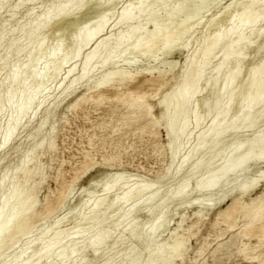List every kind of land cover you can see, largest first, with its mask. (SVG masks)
Returning <instances> with one entry per match:
<instances>
[{"label": "rangeland", "instance_id": "1", "mask_svg": "<svg viewBox=\"0 0 264 264\" xmlns=\"http://www.w3.org/2000/svg\"><path fill=\"white\" fill-rule=\"evenodd\" d=\"M69 1L71 0H0V103H2V105L0 104V110L3 109L0 112V143L3 142L0 147L4 145L2 147L3 149L0 148V264H19L24 261L22 257L32 256L35 250H38L42 244L44 245V243H47V239L49 241V238H51L55 231L73 228L79 223L80 217L85 212L91 210L94 212L95 209L92 208L94 206L93 202L100 197H102L103 200L101 199V205L96 207V209L99 208L96 212H100L98 214L100 222L87 224L82 222V225H80L82 229L80 226L78 228L82 232L80 231L79 233L72 234L70 241L65 240V242H67L65 244L61 242L62 246H59L62 250H60V247L56 248L52 252L53 255L51 254L47 258H41L42 260L38 259L40 262L36 259L35 261H37L38 264H257L260 259H255V261L244 260L237 252L243 241L238 233L240 229L245 226L249 215L244 216L243 212H240L233 222L235 227H229L228 223L225 222L223 218L219 219L218 215L222 210L228 208L235 199L248 202V200L251 201V199L264 193V96L256 101L255 106L252 105L253 108L251 106V108L243 107L245 98L248 95L247 92H249L247 88L251 84L249 82L251 68H254L255 65L264 60V17L256 18L255 15H250L248 17L246 23L249 24V28H243H245V34L248 35L247 39L250 37L249 40H251V42L247 40L246 42H248V44L242 46L244 50V52L243 50L241 51L243 53L240 55L242 58L239 56L236 59L227 61L220 73L217 71L216 73L213 70L218 64H222V62H220L222 61V54L225 51L227 52L228 50L226 49H229L232 44H234V36L228 39L229 42L232 40L230 44H228V41V43L225 41L223 44L221 43V45L218 44L219 46L217 45L215 49L212 50L209 56V63L207 64L208 68L205 67L202 72L203 77L201 75L200 80L198 79L196 82V86H198V88L201 86L203 92L198 98L194 99L193 102L191 101L188 111V116L189 118L191 117L190 123L193 121L194 115L198 112L197 115L202 117V119L200 117L201 124L197 129H193V125H190L191 128L189 127L184 132L185 136L182 135L181 137H177L175 133L178 129L179 120L184 112L175 108L173 111V107L167 111L164 105L158 103L159 100L163 99L165 95L166 101L174 105V100H172L174 99L173 91L179 87L186 78L185 74L188 67H190V61L195 60V62H197V60H202V51L204 46L209 43L211 35L216 32L219 27L221 30L227 28V25H229V16L237 12L239 8L241 9L242 6L246 4V0H159L161 2L158 0H149V3L150 1L153 2L151 4L147 2V5H151V8L154 7V9L152 10L150 8V10L148 8L145 10L144 12L148 15H145L144 12L141 13L142 15H139L140 10H138V4H136L137 0H108V3L107 0H72L75 7L72 11L75 12H71L70 16H68L69 14H67L66 9L68 5L72 3ZM248 1H250H246L248 4L252 5L255 3L258 6L264 7V0H254L255 2L252 1L253 3L251 0ZM67 2H69L68 5ZM81 2L86 4L79 7L78 4ZM58 3L61 8H55V5L57 6ZM237 3L241 5H237ZM237 6H239V8ZM128 7H132V9L137 7L135 8L136 10L133 9L132 11L134 14L137 13V15H139V17L137 16L130 22L124 21L123 19V12L125 15L128 14L125 13L124 8L127 9L126 12L130 13L131 8L129 9ZM175 7L177 9H174ZM55 9L62 10H57V13ZM78 9L81 11L79 12ZM55 11L57 14L54 13ZM65 11L66 14H64ZM109 11L110 13H108ZM151 11L154 14H152ZM62 13L64 16H62ZM79 13L81 15H79ZM73 14H75V17H73ZM84 14L86 15L85 18H83V16H85ZM104 14L106 15L105 17L108 16L105 19L102 17ZM97 16L99 20H97ZM59 17H64V19ZM80 17L83 19H80ZM74 18H76L77 22ZM100 18L104 21L103 24H101L102 21H100ZM65 19L72 21H65ZM106 19L109 21L107 22L108 24L105 23ZM257 19L262 20L258 22L257 26H252L251 24H255V20ZM62 21L65 23L62 24L63 26H61L60 23ZM99 21L101 23H99ZM86 23L89 24V27L86 26ZM95 23L96 26L98 23L101 24L100 28H98L99 25L96 28ZM245 24L244 26H247V24ZM102 25H105V28H102ZM134 26L139 27L135 28ZM251 26L252 30L255 27V33L253 31L251 34ZM77 27H79L80 31H78L80 33L76 31V29H78ZM241 28L239 30L243 33V28ZM86 29L88 33V29L92 31V35H89L91 32L87 34L91 37L86 36ZM168 29L170 30L168 31ZM93 30L98 31V37L93 34L95 32H93ZM133 30L137 31L133 32ZM172 30L178 32L175 35L176 37L173 35L174 32ZM72 32L74 34L78 32L79 34L73 35ZM154 32L156 33L154 34ZM109 33H112V35L114 34L109 42L111 46L108 45L109 47L107 49L105 48L106 46L103 49L99 48L102 45V43H100L101 40L103 41V38L111 35ZM149 33H153L155 36H164V34H167L169 39L172 40L170 42L173 44L171 45L170 43V47L168 48V46H165L166 44L162 46V43H157L151 51L145 53L135 46H137V43L138 45L143 43L145 39L147 40L149 37L151 39V36H149L151 34ZM249 34L252 36H249ZM93 35L94 37H92ZM127 35L130 36L128 37ZM127 37L128 39L131 38V41L130 39L128 40ZM142 38L143 42H141ZM91 39L93 40L90 41ZM76 40L80 43H77ZM82 40L85 41L83 42ZM126 40L127 43L130 42L128 45L131 44L130 46H126L128 48L125 46L123 47ZM81 42L86 44V46L82 44V49H80L81 47L74 48V46H78V44L81 45ZM95 44H98L97 49H102V52L107 50V52L98 53L99 51L97 49L95 50ZM226 44L229 46L225 47ZM40 45L44 49H41ZM116 45H122V47H117ZM223 46L225 51H223ZM136 48L139 51H137ZM39 49L40 51L43 50L44 52L42 51V53L44 54H42ZM78 49H80L79 51L81 52H76ZM91 49H94V52L98 51L96 52L97 56ZM90 51V56L92 57L94 54L95 56H93L97 58L96 62L94 61L95 58L92 57L93 59L90 58L89 61L91 62L93 60L94 63L91 62V64H88L86 60L87 64L84 65L83 61H85L87 58L86 55ZM38 52L42 55L39 53L40 56ZM109 52L111 54H109ZM34 55H37V57L39 56V58L44 56L40 59L41 63L39 58L38 60L37 58L34 60L36 57H34ZM216 55L219 57H216ZM62 56L64 58L66 56L67 58L64 59ZM72 56H74L73 59ZM90 56L88 55V57ZM69 57L71 58L69 59ZM107 57L108 59L105 60L107 63H105L104 58ZM239 58L241 59L239 60ZM59 60H61V62ZM52 61L54 64L62 63L63 66L58 70H54L56 65L51 63ZM103 62L105 64H103ZM237 65L239 66L237 67ZM71 67L74 69H71ZM239 67L241 69H239ZM236 68L240 70L236 73H239V75H233V78L232 74L235 73L233 71L236 70ZM16 69H18L17 71H19V73L16 72ZM87 69H89V72ZM122 69L125 71L122 80L118 79V81L115 80V82H111L110 84L123 83V79L129 74H134V72H140V76L131 86H138V90L151 89L148 83H144L143 86H141V83H143L146 78L156 79L161 77V79L167 80V83L158 95L151 98V103L155 106L154 114L156 116L165 112V116L170 113H175L173 116L174 121L171 120L170 117L169 120L167 116L158 126L157 132L159 137L157 138L160 140H158L159 147L156 143L153 144L152 136L148 138L149 135H141L140 132H138L139 123L130 126L127 125L124 128L122 122L119 120L122 114L119 113L125 112L123 109L125 106L122 105V108L120 104L118 107L117 105L115 106V100L104 101V103H95L93 101L83 102L75 108L76 110L73 107L77 97L80 96L82 98L84 96H89L93 91H98L101 82L107 87L110 85L102 81L103 76L111 71ZM83 70L85 71L83 72ZM36 71L37 74H35ZM38 71L43 74L40 75ZM67 71H69V74ZM17 73L19 74L18 76ZM13 74H16L17 78ZM51 74L54 75L52 76ZM227 75H231L230 78L232 79L228 80L230 78L227 77ZM263 77L264 72L262 74V79H264ZM208 78V86H206ZM225 80L226 83L224 82ZM197 83H199L200 86L199 84L197 85ZM26 84L30 86H26ZM223 84L227 85L223 86ZM36 86L37 88H35ZM38 88L39 91L37 92ZM223 88L225 91H223ZM21 89L27 92H22ZM33 89H36V91H32ZM101 89L106 90L107 88L102 86ZM228 90L232 93L230 94ZM11 91V95H13V92H16L14 93L15 97L20 98L21 96L20 99L22 100H19L18 103L19 106L22 105L23 107L21 106L15 109L18 103L14 99H8V97L12 98L13 96L10 95L7 97V94ZM34 93L35 95H33ZM86 93L88 94L86 95ZM230 95L231 101H229ZM7 99L9 103L10 101L13 103L11 102L9 104ZM14 101L17 105H14ZM24 102H26L25 105L23 104ZM101 104L103 105L101 106ZM108 106H110V109ZM220 107L222 108L221 110ZM20 108H22L25 113L23 110H20ZM119 108H121L120 111L117 110ZM113 109H115L116 112H113ZM223 109L227 110L222 111ZM16 110V114H18L19 111L20 114H13ZM102 112L104 114H102ZM216 112L218 115H216ZM13 116H17L16 118L19 116V118L16 119L17 121L15 120L18 122L17 124L13 121ZM212 117H215L217 121ZM221 117L223 119L222 121ZM224 117L227 118V123ZM213 120L215 121L214 124L218 123L214 128L217 127L218 130L221 128V131L214 129V132L212 131L213 133L210 134H214L212 135L213 137L209 135L207 139L210 140L208 141L206 139L200 146V144L197 143L200 137L198 136L197 138V135L201 134L200 131H206L204 129H207ZM169 124H172L171 127ZM12 125L17 127L15 131L14 126L12 129ZM8 126L10 128H8ZM6 128L7 130L10 129L8 131L13 130L14 134L12 135V131H6ZM87 128L89 129L87 130ZM168 129L171 131L173 130L174 132H172L174 134ZM5 132L8 133L5 134ZM171 133L173 134L172 136ZM8 136H10L9 138L11 139L7 140L6 138ZM177 138L179 139L178 141ZM5 139L7 142H4ZM250 139H252V142L247 147L236 151V149L243 145L245 146ZM199 142H201V138ZM194 146L197 151L195 150L192 151L191 154H188L195 148ZM87 152L93 154V163L96 164H92L84 170V167L81 166V160L84 159V155ZM195 152L197 154H195ZM109 157L113 158L115 161L111 158L108 160ZM188 157L191 158L189 159ZM111 160L112 162H110ZM116 163H120L121 166H116ZM230 164L231 166H228ZM23 167L26 168L24 169ZM223 168L224 172H222L221 175L220 171H223ZM218 169L222 170L218 172ZM25 170H29L30 173L32 172L31 177L29 176V180L27 181L24 178ZM117 171L123 172L122 179L120 178L119 183L107 194L104 188L114 183L116 179L113 174ZM211 181H213V185L211 184L210 186L207 182L211 183ZM140 182L155 184L154 187L150 188L153 192L148 189L142 195L134 197L130 202H121L120 205H118L119 203L112 204L115 194L121 192L123 186H129L128 184L137 185ZM67 184H70V186L64 190L63 187ZM183 187L187 188L184 189ZM24 188L26 190L25 195L30 196L35 193V200L30 204L28 209H34L36 216L31 220L30 230L24 231L26 233L23 232L13 235L11 229L13 226L17 225L21 216H24V213L28 211V209H24L23 204L24 198L27 196L24 197L23 193L19 195ZM61 190L65 192H63L65 197H63L64 199L62 201H59L57 197H59ZM151 194L152 196H149ZM147 196H149L148 199ZM48 206L53 208L49 214H47ZM133 207L135 210L132 211ZM254 213L252 212V214ZM89 224H92L91 227ZM129 225L131 228H129ZM100 231L104 234H100ZM95 234H98L97 237L100 235L102 238L98 237L100 240H98L99 243L96 241L97 238ZM179 237L184 239L185 245L181 248L173 249L174 241L179 239ZM93 239L94 242L96 241L97 243L94 244ZM43 240L46 241L43 243ZM202 245L203 249L199 251ZM254 245L255 240L251 243L247 242L248 247ZM65 247L66 249L68 247L69 251H67V256L66 250H63ZM70 249H72V251ZM257 249V256L262 253L261 259H264V245ZM57 252H61V259L59 258L61 257L59 256L60 254ZM69 253L71 256H69ZM64 254L65 257H63ZM35 258L36 257H34V259Z\"/></svg>", "mask_w": 264, "mask_h": 264}, {"label": "bare ground", "instance_id": "2", "mask_svg": "<svg viewBox=\"0 0 264 264\" xmlns=\"http://www.w3.org/2000/svg\"><path fill=\"white\" fill-rule=\"evenodd\" d=\"M45 1V0H44ZM66 1H68V0H66ZM78 1V0H77ZM139 1V2H138ZM149 0H137V3L136 4H138V10H140L139 11V15L141 14V13H143L145 10H147L148 8L150 9L151 8V5H147L149 2H148ZM159 1V0H158ZM157 1V2H158ZM166 1V0H165ZM181 1V0H180ZM245 1V0H244ZM247 2H250V1H248V0H246ZM245 1V5L244 6H242V8L240 9L239 8V6H237L238 8H239V10L237 11V12H235L234 14H232L231 16H229V18H228V24L229 25H227L228 27L227 28H223L224 30H221L220 29V27H219V29L216 31V32H214L212 35H211V38H210V41H209V43L207 44V45H205L204 46V49H203V51H202V54H203V58H202V60L201 61H198L197 60V62H195V60H192V61H190L191 63L189 64V66L190 67H188V69H187V71H186V78L184 79V81H183V83L179 86V87H177L174 91H173V97H174V99H172V100H174L172 103L174 104V105H171L170 103H168L167 101H166V98H165V95H164V97H163V99H160L159 100V104L161 105H164V107H165V109L168 111L170 108L172 109V107H173V111H174V108L175 109H178V110H182L183 112H184V114H182V116H181V118H180V120H179V125H178V129L176 130L177 132L175 133V136L177 135V137H181L182 135L183 136H185L184 134V132L190 127V125H193V129H197L199 126H200V124H201V119H202V117L201 116H198L197 114H198V112H197V114H195L194 115V119H193V121L190 123V118H189V116H188V111H189V106H190V103H191V101L193 102V100L194 99H196V98H198L199 96H200V94L203 92V88H201V86H200V84L199 83H197V85L199 84V86H200V88H198V86H196V82L198 81V79L200 80V76L202 75V72H203V70L205 69V67H207L208 65V63H209V56H210V54L212 53V50L213 49H215V47L219 44V45H221V43L223 44V42H227L228 41V39L230 38V37H233L234 36V39H235V42H234V44H232V46L229 48V49H226V50H228L227 52L224 50L225 48H224V46H223V51H225L223 54H222V61H220V62H222V64L220 65V64H218V68L216 67L215 69H217V70H213L214 72H219L220 73V71L222 70V68H223V66L225 65V63H227V61H230V60H232V59H236V58H238L240 55H242L243 53L241 52L243 49H242V46H244L245 44H248V42H251V40H249L250 39V37H249V39H247V37H248V35L247 34H245V28H243V27H248V25L249 24H247L246 22H247V19H248V17L250 16V15H255L256 16V18H262V17H264V7L263 6H258V5H256L255 3L254 4H248L247 2ZM252 1H254V0H251V2ZM34 2V1H33ZM38 2V1H37ZM43 2V1H42ZM69 2H72L70 5H68V3ZM69 2H67V5H68V7H67V9H66V6H65V9H66V11H67V14H69L68 16H70V13L71 12H75V11H72L75 7H74V5H73V1L71 0V1H69ZM84 2V1H83ZM83 2H81V3H79L78 4V6L79 7H81V6H83V4H86V3H83ZM148 2V3H147ZM153 2V1H152ZM151 1H150V3L149 4H151L152 3ZM156 2V1H155ZM154 2V3H155ZM159 2H161V1H159ZM197 2V1H196ZM255 2V1H254ZM64 3V2H63ZM62 3V4H63ZM107 3H108V0H107ZM239 3V2H238ZM237 3V5H241L242 3H241V1H240V3L241 4H238ZM253 3V2H252ZM65 4V3H64ZM187 4V3H186ZM188 4H190V3H188ZM214 4H215V2H214ZM230 4H232V3H230ZM77 5V4H76ZM158 5V4H157ZM201 5V4H200ZM60 6V4L58 3L57 4V6L55 5V8H61V7H59ZM134 6H136V5H134ZM150 6V7H149ZM152 6H153V4H152ZM160 6V5H159ZM229 6V5H228ZM231 6V5H230ZM8 7V6H7ZM51 7V6H50ZM88 7V6H87ZM104 7V6H103ZM133 7V6H132ZM132 7H130L131 8V10H130V13L129 12H126V10L127 9H125L124 8V10H125V13H128L127 15H125L124 14V12H123V19H124V21H131V20H134L137 16L139 17V15H137V13L136 14H134L133 13V9L134 10H136L135 8H137V7H135V8H133L132 9ZM172 7V6H171ZM63 8H64V5H63ZM78 8V7H77ZM127 8V7H126ZM129 8V7H128ZM129 8V9H130ZM164 8V7H163ZM197 8V7H196ZM36 9V8H35ZM152 10L154 9V7L153 8H151ZM150 9V10H151ZM156 9V8H155ZM174 9H177L176 7L174 8ZM182 9V8H181ZM235 9H236V7H235ZM5 10V9H4ZM56 11L57 10H60V9H55ZM62 10V9H61ZM60 10V11H61ZM79 10V9H78ZM89 10V9H88ZM123 10V9H122ZM123 10V11H124ZM137 10V11H138ZM187 10V9H186ZM191 10V9H190ZM54 11V10H53ZM52 11V12H53ZM56 11L54 12V13H56ZM66 11L64 12V14H66ZM81 10H79V12H80ZM149 11V10H148ZM169 11V10H168ZM50 12V11H49ZM51 12V13H52ZM94 12V11H93ZM115 12V11H114ZM154 12H157V11H154ZM172 12H173V9H172ZM176 12V11H175ZM57 13H58V11H57ZM56 13V14H57ZM82 13V12H81ZM108 13H110V11L108 12ZM145 13V12H144ZM151 13H152V11H151ZM189 13V12H188ZM42 14V13H41ZM63 14V13H62ZM64 14L62 15V16H64ZM150 14V13H149ZM152 14H154V13H152ZM176 14H177V12H176ZM190 14V13H189ZM198 14V13H197ZM203 14V13H202ZM13 15V14H12ZM74 16L73 17H75V14H73ZM79 15H81L80 13H79ZM83 15V14H82ZM85 15V14H84ZM113 15V14H112ZM125 15V16H124ZM142 15V14H141ZM145 15H148V14H146L145 13ZM194 15V14H193ZM223 15V14H222ZM76 16H78V15H76ZM106 15L104 14L102 17H104V19L105 18H107V17H105ZM121 16H122V13H121ZM120 16V17H121ZM154 16V15H153ZM159 16H160V14H159ZM168 16V15H167ZM171 16V15H170ZM169 16V17H170ZM44 17V16H43ZM86 17V15L85 16H83V18H85ZM114 17V16H113ZM148 17V16H147ZM155 17V16H154ZM169 17H168V19H169ZM58 18V17H57ZM59 18H62V19H64V17H59ZM76 18H78V17H76ZM76 18H74L75 19V21L77 22V20H76ZM82 17H80V19H81ZM82 18V19H83ZM141 18V17H140ZM172 18V17H171ZM191 18V17H190ZM189 18V19H190ZM215 18V17H214ZM67 19V18H66ZM65 19V21H72V20H66ZM101 20L100 21H102V23L99 21V23H101V24H103L104 23V21L102 20V18H100ZM151 19V18H150ZM187 19H188V17H187ZM187 19H184V20H187ZM197 19V18H196ZM58 20V19H57ZM97 20H99L98 19V16H97ZM122 20V19H121ZM138 20H139V18H138ZM137 20V21H138ZM147 20H149V19H147ZM193 20V19H192ZM226 20V19H225ZM258 20V19H257ZM255 20V24H251L252 26H257V24H258V22L259 21H261V20ZM48 21H50V20H48ZM80 21V20H79ZM96 21V20H95ZM94 21V22H95ZM159 21V20H158ZM200 21V20H199ZM202 21V20H201ZM42 22V21H41ZM40 22V23H41ZM93 22V23H94ZM98 22V21H97ZM96 22V23H97ZM107 22H109L107 19H106V21H105V23H107ZM122 22V21H121ZM150 22V21H149ZM172 22V21H171ZM38 23V22H37ZM61 23V26H63L62 24H65L63 21L62 22H60ZM68 23V22H67ZM92 23V24H93ZM96 23H95V26H96ZM98 23V25H99V27L98 28H100V25L101 24H99ZM132 23V22H131ZM152 23V22H151ZM153 23H155V22H153ZM170 23V22H169ZM247 24V26H244V24ZM108 24V23H107ZM141 24V23H140ZM140 24H138V25H140ZM150 24V23H149ZM156 24V23H155ZM172 24V23H171ZM187 24V23H186ZM201 24V23H200ZM245 24V25H246ZM4 25V24H3ZM6 25V24H5ZM89 24H87L86 23V26L87 27H89L88 26ZM90 25H91V23H90ZM94 25V24H93ZM97 25V26H98ZM106 25V24H105ZM105 25H102L101 27L102 28H105ZM169 25V24H168ZM181 25V24H180ZM185 25V24H184ZM184 25H182V26H184ZM188 25V24H187ZM208 25V24H207ZM209 25H210V23H209ZM19 26V25H18ZM55 26V25H54ZM60 26V27H61ZM74 26V25H73ZM83 26V25H82ZM97 26H96V28H97ZM104 26V27H103ZM119 26V25H118ZM143 26V25H142ZM163 26V25H162ZM181 26V27H182ZM186 26V25H185ZM189 26V25H188ZM188 26H187V28H188ZM252 26H251V34H252V32L254 31V28H253V30H252ZM6 27V26H5ZM35 27H36V25H35ZM59 27V28H60ZM83 27H85V26H83ZM86 27V28H87ZM91 27H93V26H91ZM113 27V26H112ZM135 28L137 27H139V26H134ZM134 27H132V28H134ZM173 27V26H172ZM171 27V28H172ZM178 27V26H177ZM243 28V30L242 31H244L243 33L239 30L240 28ZM13 28V27H12ZM58 28V29H59ZM78 29H76V31H78L79 30V27H77ZM81 28V27H80ZM101 28V29H102ZM145 28V27H144ZM174 28V27H173ZM172 28V29H173ZM209 28V27H208ZM241 28V29H242ZM249 28V27H248ZM65 29V28H64ZM141 29V28H140ZM176 29V28H175ZM184 29H186V28H184ZM184 29H182V30H184ZM257 29V28H256ZM26 30V29H25ZM30 30H32V29H30ZM62 30V29H61ZM83 30V29H82ZM82 30H81V32H82ZM89 30V33L87 32V29H86V36H89V35H92V31H90V29H88ZM98 30V29H97ZM93 30V34L94 35H96L97 37L99 36V35H97L98 34V31H100V30ZM146 30V29H145ZM156 30V29H155ZM170 29H168V31H169ZM180 30V29H179ZM247 30V29H246ZM249 30V29H248ZM36 31V30H35ZM80 31V30H79ZM78 31V32H79ZM135 30H133V32H134ZM137 31V30H136ZM135 31V32H136ZM153 31V30H152ZM158 31H159V29H158ZM167 31V32H168ZM173 31V30H172ZM209 31V30H208ZM256 31V30H255ZM255 31H254V33H255ZM258 31V30H257ZM260 31V30H259ZM263 31V30H262ZM26 32H28V31H26ZM73 32H74V30H73ZM72 32V33H73ZM77 32V33H78ZM83 32V33H84ZM101 32V31H100ZM132 32V31H131ZM132 32V33H133ZM149 32V31H148ZM162 32V31H161ZM164 32H166V31H164ZM174 32V31H173ZM180 32H181V30H180ZM179 32V33H180ZM184 32V31H183ZM77 33H75V34H77ZM80 33V32H79ZM78 33V34H79ZM103 33V32H102ZM138 33V32H137ZM156 32H154V34H155ZM159 33V32H158ZM176 33H178V32H174L173 33V35L175 36L176 35ZM205 33V32H204ZM207 33V32H206ZM258 33V32H257ZM262 33V32H261ZM74 33H73V35H75ZM87 34H89V35H87ZM109 34H111V35H108V37H106V38H103L104 40L102 41L101 40V42L100 43H102V47L100 46L99 48H104L105 46V48L107 49L109 46L108 45H110L109 44V42L111 41V39H112V37L114 36V34L112 35V33H109ZM121 34H123V33H121ZM131 34V33H130ZM134 34V33H133ZM132 34V35H133ZM149 34H151V33H149ZM148 34V35H149ZM153 34V33H152ZM149 35V36H151V39H150V37H149V39H145V43L143 42V38L145 37H143L142 38V41L141 42H143V43H140L139 45H138V43H137V46H135V47H137L139 50H141V51H144L145 53H147V52H149V51H151L152 50V48L155 46V44H157V43H162V46L163 45H165V46H168V48L170 47L169 45H170V41H172V40H170L169 39V37L167 36V34L165 35L164 34V36L162 35V36H155L154 34L153 35ZM259 34V33H258ZM94 35L92 36V37H94ZM137 35V34H136ZM139 35V34H138ZM180 35V34H179ZM255 35V34H254ZM80 36H81V34H80ZM84 36H85V34H84ZM95 36V37H96ZM128 36V35H127ZM130 36V35H129ZM128 36V37H129ZM147 36V35H146ZM166 36V37H165ZM170 36V35H169ZM172 36V35H171ZM181 36H182V33H181ZM249 36H252V35H250L249 34ZM77 37V36H76ZM89 37H91V36H89ZM104 37V36H103ZM121 37V36H120ZM124 37H125V35H124ZM128 37H127V39H128ZM131 37H133V36H131ZM135 37V36H134ZM176 37V36H175ZM37 38V37H36ZM79 38V37H78ZM200 38V37H199ZM84 39V38H83ZM114 39V38H113ZM117 39V38H116ZM130 39V41H131V38H129ZM128 39V40H129ZM134 39V38H133ZM140 39V38H139ZM178 39H179V37H178ZM232 39V38H231ZM31 40V39H30ZM79 40V39H78ZM78 40H76L77 41V43H80V42H78ZM86 40V39H85ZM84 40V41H85ZM93 39H91L90 41H92ZM118 40V39H117ZM137 40V39H136ZM247 40H249L248 42H246ZM81 41V40H80ZM83 41V40H82ZM83 41V42H84ZM116 41V40H115ZM121 41V40H120ZM139 41V40H138ZM138 41H136V42H138ZM232 41V40H231ZM230 41V42H231ZM19 42V41H18ZM49 42V41H48ZM88 42H89V38H88ZM123 42V41H122ZM229 42V41H228ZM227 42V43H228ZM230 42L228 43V44H230ZM33 43V42H32ZM39 43V42H38ZM44 43V42H43ZM68 43V42H67ZM91 43V42H90ZM90 43H88V44H90ZM121 43V42H120ZM126 43H127V40H126ZM125 43V45H123V47L125 46H127L128 45V43H130V42H128L127 44ZM134 43H135V41H134ZM181 43V42H180ZM22 44H23V42H22ZM21 44V45H22ZM27 44V43H26ZM25 44V45H26ZM83 43L81 42V45L80 44H78V46H74V48H76V47H78V48H80V49H82V46L84 45V46H86V44H83ZM99 44V43H98ZM98 44H95V46H96V48H95V50L98 48ZM132 44H133V42H132ZM136 44V43H135ZM173 43H171V45H172ZM250 44V43H249ZM60 45H61V43H60ZM80 45V46H79ZM122 45H119V46H121L122 47ZM131 44H129L128 46H130ZM218 45V46H219ZM111 46V45H110ZM117 47H119L118 45H116ZM165 46H164V48H165ZM228 47L229 45H225V47ZM246 46V45H245ZM249 46V45H248ZM40 47H41V45H40ZM39 47V48H40ZM72 47V46H71ZM90 47V46H89ZM116 47V48H117ZM133 47V46H132ZM201 47V46H200ZM46 48V47H45ZM57 48V47H56ZM85 48V47H84ZM112 48V47H111ZM116 48H114V49H116ZM126 48H128V47H126ZM131 48V47H130ZM137 48H136V50H137ZM23 49V48H22ZM41 49H44V48H42L41 47ZM67 49V48H66ZM80 49H78V50H76V52H81V51H79ZM102 49H97L98 51H96V52H98V53H104V52H107V50L105 51L104 50V52H102ZM113 49V50H114ZM118 49V48H117ZM132 49V48H131ZM162 49V48H161ZM167 49V48H166ZM219 49V48H218ZM61 50H63V49H61ZM73 50V49H72ZM71 50V51H72ZM92 50V49H91ZM94 50V49H93ZM92 50V52L93 53H95V55L97 56V54H96V52H94ZM120 50V49H119ZM139 50H137V51H139ZM217 50V49H216ZM221 50H222V48H221ZM6 51V50H5ZM39 51H40V49H39ZM43 51V50H42ZM42 51H40L41 53H42ZM46 51V50H45ZM52 51H54V50H52ZM51 51V52H52ZM57 51V50H56ZM132 51V50H131ZM40 52H38V54L40 53ZM44 52V51H43ZM59 52H60V50H59ZM62 52V51H61ZM74 52H75V49H74ZM74 52H72L73 54H75ZM114 52V51H113ZM119 52V51H118ZM243 52H244V50H243ZM19 53V52H18ZM40 53V54H41ZM50 53V52H49ZM54 53V52H53ZM52 53V54H53ZM55 53H57V52H55ZM69 53V52H68ZM72 53H70V54H72ZM90 53H91V51L86 55L87 56V58H89V59H85V61H83V64L85 65V64H87L86 63V60L88 61V64H91V62H93V60L90 62L89 60H90V58H95V62H96V57H94L93 55H92V57L90 56ZM35 54H37V53H35ZM39 54V55H40ZM42 54H44V53H42ZM41 54V55H42ZM57 54H59V53H57ZM61 54V53H60ZM77 54V53H76ZM75 54V55H76ZM109 54H111L110 52H109ZM144 54V53H143ZM150 54V53H149ZM33 55V54H32ZM40 55V56H41ZM74 55V56H75ZM78 55V54H77ZM81 55H82V53H81ZM88 55L90 56V57H88ZM106 55V54H105ZM152 55V54H151ZM219 55V54H218ZM18 56V55H17ZM28 56V55H27ZM36 56V57H35ZM49 56V55H48ZM48 56H47V58H48ZM56 56V55H55ZM74 56H72V59L74 58ZM102 56V55H101ZM213 56V55H212ZM26 57V56H25ZM29 57V56H28ZM34 57H35V59L34 60H36V58H37V60H38V58H39V56L37 57V55H34ZM44 56H42V58H43ZM50 57V56H49ZM57 57V56H56ZM58 57H61V56H58ZM63 57V56H62ZM76 57V56H75ZM78 57V56H77ZM81 57V56H80ZM85 57V56H84ZM98 57H100V56H98ZM112 57V56H111ZM216 57H219V56H217L216 55ZM215 57V58H216ZM241 58H242V56H240ZM33 58V57H32ZM41 57L39 58V61H40V59H42ZM47 58H45V59H47ZM64 58V57H63ZM65 58H67L66 56H65ZM64 58V59H65ZM71 57H69V59H70ZM92 58V59H93ZM102 58V57H101ZM141 58V57H140ZM212 58V57H211ZM241 58H239V60L241 59ZM245 58V57H244ZM58 59H60V58H58ZM78 59V58H77ZM100 59V58H99ZM106 59H108V57L107 58H104V62H105V60ZM213 59H214V57H213ZM6 60V59H5ZM31 60V59H30ZM62 60V59H61ZM61 60H59L60 62H61ZM33 61V60H32ZM31 61V62H32ZM38 61V62H39ZM49 61V60H48ZM57 61V60H56ZM65 61V60H64ZM64 61H63V63H64ZM75 61V60H74ZM44 62V61H43ZM58 62V61H57ZM69 62V61H68ZM103 62V64H105V63H107V61L104 63ZM2 63V62H1ZM40 63H41V61H40ZM49 63V62H48ZM48 63H46V64H48ZM51 63H53L54 64V62L52 61ZM59 63V62H58ZM94 63V62H93ZM100 63H102V62H100ZM45 64V63H44ZM68 64V63H67ZM211 64V63H210ZM39 65V64H38ZM54 65H56V67L55 66H53V67H55L54 68V70L56 69V70H58V69H60L61 68V66H63L62 65V63H60V64H57V63H55ZM83 65V66H84ZM100 65V64H99ZM49 66H51V65H49ZM87 66V65H86ZM101 66V65H100ZM115 66V65H114ZM239 65H237V67H238ZM7 67V66H6ZM45 67V66H44ZM88 67V66H87ZM95 67V66H94ZM25 68V67H24ZM89 68V67H88ZM208 68V67H207ZM39 69V68H38ZM46 69V68H45ZM71 69H74L73 67H71ZM71 69H70V73H71ZM81 69V68H80ZM90 69V68H89ZM89 69H87L88 70V72H89ZM95 69V68H94ZM93 69V70H94ZM97 69V68H96ZM119 69V68H118ZM124 69V68H123ZM114 70V71H111V72H109L107 75H105V76H103V80L102 81H104V82H107V84L109 85L111 82H115V80L116 81H118V79L119 80H122V77H123V75L125 74V71L124 70ZM239 69H241L240 67H239ZM239 69H237L236 68V70H234L233 72H235V73H233L232 74V77H233V75L234 76H238L239 75V73L238 74H236L237 72H238V70ZM252 70L250 71V77H249V82L251 83L250 84V88L248 87L247 89H249V92H247V96H246V98H245V102L243 103L244 104V106L243 107H248V108H251L252 107V105H254L255 106V103H256V101L259 99V98H261L262 96H264V79H262V74H263V72H264V60L263 61H261L260 63H258L257 65H255L254 66V68L252 67L251 68ZM18 69H16V72H18L19 73V71H17ZM81 71V70H80ZM85 70H83V72H84ZM90 71H92V70H90ZM240 71V70H239ZM14 72V71H13ZM12 72V73H13ZM15 72V73H16ZM38 72H40V71H38ZM51 72V71H50ZM55 72V71H54ZM60 72V71H59ZM64 72V71H63ZM82 72V71H81ZM216 72V73H217ZM17 73V76L19 75ZM67 73L69 74V71H67ZM74 73V72H73ZM72 73V74H73ZM35 74H37V71H36V73ZM43 74V73H42ZM41 74V72H40V75H42ZM56 74H57V72H56ZM236 74V75H235ZM241 74V73H240ZM14 75V74H13ZM25 75V74H24ZM39 75V74H38ZM52 75V74H51ZM54 75V74H53ZM52 75V76H53ZM184 75V76H185ZM206 75V74H205ZM204 75V76H205ZM208 75V74H207ZM219 75V74H218ZM14 76H16V74L14 75ZM12 77V78H15V77ZM17 76H16V78H17ZM30 76V75H29ZM72 76V75H71ZM70 76V77H71ZM86 76V75H85ZM140 76V72H138V73H135L134 72V74H129L125 79H123V83H114V84H110L108 87L107 86H105L104 84H102V82H101V84H100V86H99V89H98V91H93L89 96H84V97H77L76 98V100H75V102H74V104H73V107H74V109L76 108V107H78L79 105H81L83 102H89V101H93V102H95V103H101V102H103L104 103V101H110V100H115V102H116V104H115V106L117 105V107H118V105L120 104L121 105V108H122V105L123 106H125L123 109L125 110V112L124 113H119V114H122V116H121V118L119 119L121 122H122V125L124 126V128L128 125V126H130V125H132V124H134L135 125V123H139V131L138 132H140V134L142 135V134H146V135H149L148 136V138L150 137V136H152V138H153V144H155L156 143V145H158V147H159V138H157V137H159V135H158V132H157V129H158V126L161 124V122H162V120L165 118L166 119V117L167 118H171V120H173L174 118H173V116H174V114L172 113H170V114H166L167 116H165V113H162L161 115H159V116H156L155 114H154V108H155V106L151 103V98H154L155 96H157L158 95V93L162 90V88L165 86V84L167 83V80H165V79H161V77H159V78H146L144 81H143V83H141V86H143V84L144 83H148V85H150L151 86V89L149 90H138V86H136V87H132L131 86V84H134V82L138 79V77ZM184 76H183V78H184ZM231 76V75H230ZM230 76H228L227 75V77H229L230 78ZM9 77V76H8ZM41 77V76H40ZM45 77V76H44ZM55 77V76H54ZM69 77V76H68ZM94 77V76H93ZM202 77H203V75H202ZM227 77H226V80H227ZM215 78V77H214ZM234 78V77H233ZM264 78V77H263ZM87 79V78H86ZM202 79V78H201ZM211 79V78H210ZM232 78H230V79H228V80H231ZM248 79V78H247ZM53 80V79H52ZM226 80L224 81L225 83H226ZM227 80V81H228ZM51 81V80H50ZM208 81H209V78H208V80H207V85L206 86H208ZM211 81V80H210ZM22 82V81H21ZM38 82V81H37ZM39 82H40V80H39ZM182 82V81H181ZM230 82V81H229ZM233 82V81H232ZM236 82V81H235ZM238 82V81H237ZM9 83V82H8ZM75 83V82H74ZM201 83V82H200ZM205 83V84H206ZM25 84V83H24ZM47 84V83H46ZM209 84H210V82H209ZM230 84H233V83H230ZM20 85V84H19ZM36 85V84H35ZM42 85V84H41ZM225 85H227V84H225ZM224 84H223V86H225ZM229 85V84H228ZM26 86H30V85H28V84H26ZM102 86H104L105 88H107L106 90H103V89H101L102 88ZM140 86V87H141ZM176 86H178V85H176ZM222 86V85H221ZM51 87V86H50ZM69 87V86H68ZM101 87V88H100ZM230 87V86H229ZM244 87V86H243ZM247 87V86H246ZM245 87V88H246ZM26 88V87H25ZM35 88H37V86L35 87ZM67 88V87H66ZM137 88V89H136ZM225 88V87H224ZM223 88V89H224ZM227 88V87H226ZM53 89V88H52ZM95 89V88H94ZM173 89V88H172ZM228 89V88H227ZM20 90V89H19ZM22 90V89H21ZM36 91V89H33L32 91ZM46 90V89H45ZM77 90V89H76ZM205 90V89H204ZM207 90V89H206ZM231 90V89H230ZM230 90H228L229 91V93H230ZM16 91V90H15ZM25 92L26 90H22V92ZM34 91V92H35ZM39 91V88H38V90H37V92ZM223 91H225V89L223 90ZM227 91V92H228ZM232 91V90H231ZM22 92H20V93H22ZM27 92V91H26ZM36 92V93H37ZM233 92V91H232ZM231 92V93H232ZM14 93H16V92H13V95H11L12 94V91L9 93V94H7V97L8 96H13V97H15L14 96ZM33 93V92H32ZM230 93V94H231ZM19 94V93H18ZM88 93H86V95H87ZM21 95V94H20ZM30 95H32V94H30ZM33 95H35V93L33 94ZM45 95V94H44ZM85 95V94H84ZM18 96V95H17ZM49 96V95H48ZM227 96H228V94H227ZM11 98V97H8V99H14L17 103L19 102V100H22V99H20L21 98V96H20V98H18V97H15V98H17L18 99V101H17V99H15V98ZM32 97V96H31ZM236 97V96H235ZM241 97V96H240ZM228 98V97H227ZM239 98V97H238ZM8 99H7V101H8ZM242 99V98H241ZM244 99V98H243ZM3 100V99H2ZM233 100V99H232ZM15 101H14V103H15ZM24 101V100H23ZM229 101H231V95L229 96ZM261 101V100H260ZM264 101V100H263ZM12 101H10V103H11ZM114 102V101H113ZM114 102V103H115ZM153 102V101H152ZM233 102V101H232ZM262 102V101H261ZM8 103H9V101H8ZM9 103V104H10ZM13 103V102H12ZM17 103H15L14 105H17ZM25 103L26 102H24L23 104L25 105ZM33 103V102H32ZM113 103V104H114ZM164 103V104H163ZM221 103V102H220ZM234 103V102H233ZM232 103V104H233ZM1 105H2V103H0ZM20 104H21V102H20ZM107 104V103H106ZM110 104V103H109ZM226 104H227V102H226ZM235 104V103H234ZM94 105V104H93ZM96 105V104H95ZM103 104H101V106H102ZM222 105V104H221ZM22 106V105H21ZM21 106H19V103H18V106H16V108L15 109H17V107H21ZM72 106V105H71ZM195 106V105H194ZM224 106V105H223ZM222 106V107H223ZM226 106V105H225ZM232 106V105H231ZM236 106V105H235ZM251 106V107H250ZM11 107V106H10ZM23 107V106H22ZM99 107V106H98ZM109 107V109H110V106H108ZM216 107V106H215ZM219 107V106H218ZM227 107H228V105H227ZM226 107V108H227ZM13 108V107H12ZM25 108V107H24ZM26 108H27V104H26ZM25 108V109H26ZM113 108H114V106H113ZM121 108H119V109H117V110H119L120 111V109ZM191 108H192V106H191ZM242 108V107H241ZM253 108V107H252ZM222 108L220 107V110H221ZM247 109V108H246ZM1 110H3V109H1ZM1 110H0V112H1ZM13 110H14V108H13ZM20 110H23L22 108H20ZM76 110V109H75ZM89 110H90V108H89ZM114 110V111H113ZM112 111L113 112H116V110L115 109H113ZM165 110V111H166ZM213 110H215V109H213ZM218 110H219V108H218ZM217 110V111H218ZM225 110H227V109H225ZM224 109L222 110V111H225ZM229 110H231V109H229ZM228 110V111H229ZM244 110V109H243ZM249 110V109H248ZM253 110V109H252ZM26 111V110H25ZM96 111H97V109H96ZM106 111V110H105ZM172 111V112H173ZM212 111V110H211ZM222 111H221V113H222ZM247 111V110H246ZM250 111V110H249ZM13 112V111H12ZM16 112H17V110L15 111V113H13V114H15V115H18V114H20V111H19V113L18 114H16ZM22 112V111H21ZM23 112H24V110H23ZM74 112V111H73ZM98 112V111H97ZM101 112V111H100ZM122 112V111H121ZM215 112V111H214ZM248 112V111H247ZM25 113V112H24ZM107 113V112H106ZM111 114H113L112 112H110ZM177 113V112H176ZM220 113V112H219ZM221 113H220V116H221ZM225 113V112H224ZM22 114V113H21ZM75 114V113H74ZM88 114H89V112H88ZM102 114H104L103 112H102ZM191 114V113H190ZM189 114V115H190ZM227 114V113H226ZM225 114V115H226ZM228 114H229V112H228ZM117 115V114H116ZM200 115V114H199ZM213 115V114H212ZM216 115H218V113L216 112ZM239 115V114H238ZM260 115V114H259ZM165 116V117H164ZM206 116H207V114H206ZM224 116V115H223ZM244 116V115H243ZM14 117V119H13V121L14 122H16L17 120L16 119H18L19 118V116H18V118H16L17 116H13ZM12 117V118H13ZM90 117V116H89ZM89 117H87V118H89ZM95 117V116H94ZM110 117H111V115H110ZM200 117H201V119H200ZM247 117V116H246ZM85 118V117H84ZM113 118V117H112ZM170 118H169V120H170ZM212 118H214L215 119V117H212ZM218 118V117H217ZM225 119V121H226V123H227V118L226 117H224ZM237 118V117H236ZM242 119V118H241ZM246 119V118H245ZM16 120V121H15ZM20 120V119H19ZM18 120V121H19ZM32 120V119H31ZM89 120V119H88ZM216 121H217V119H215ZM223 119H222V117H221V121H222ZM12 121V120H11ZM174 121V120H173ZM212 121V120H211ZM210 121V122H211ZM220 121V122H221ZM255 121H256V119H255ZM261 121V120H260ZM108 122V121H107ZM110 122V121H109ZM117 122H118V119H117ZM224 122V121H223ZM18 122H16L15 124H17ZM40 123V122H39ZM87 123H88V121H87ZM96 123V122H95ZM171 123V122H170ZM205 123V122H204ZM215 123V121L213 120V122L212 123H210V126L207 128V129H204V130H206V131H200L201 132V134H198L197 135V138H198V136L201 138V142H199L200 141V138L198 139V142L197 143H199L200 144V146L202 145V143L209 137V135L211 134V133H213L214 131V129H217V127L216 128H214L215 127V125H217V124H214ZM225 123V124H226ZM9 124H10V122H9ZM12 124V123H11ZM221 124V123H220ZM223 124V123H222ZM241 124V123H240ZM167 125H168V123H167ZM170 125V124H169ZM172 125V124H171ZM171 125H170V127H171ZM254 125V124H253ZM10 126V125H9ZM8 126V128H10ZM13 126L14 125H12L11 127H12V129H13ZM79 126V125H78ZM95 126V125H94ZM122 126V127H123ZM221 126V125H220ZM225 126V125H224ZM113 127V126H112ZM117 127V126H116ZM166 127V126H165ZM170 127H168V128H170ZM15 128H17L16 126H14V131H15ZM115 128V127H114ZM131 128V127H130ZM191 128V127H190ZM201 128V127H200ZM219 128V127H218ZM226 128V127H225ZM1 129V128H0ZM89 128H87V130H88ZM120 129V128H119ZM221 128H219V130H220ZM8 130H10V129H8ZM7 130V128H6V131H8ZM137 130V129H136ZM169 131H171L170 129H168ZM198 130H200V129H198ZM218 129H217V131H219ZM1 131V130H0ZM12 131V135L14 134L13 133V130H11ZM11 131H8V132H11ZM173 131V130H172ZM171 131V132H172ZM213 131V132H212ZM216 131V130H215ZM221 131V130H220ZM224 131V130H223ZM8 132H5V134H7ZM136 132V131H135ZM174 132V131H173ZM172 132V133H173ZM195 132V131H194ZM227 132H228V130H227ZM171 133V136L174 134H172ZM215 133H217V132H215ZM220 133H222V132H220ZM10 134V133H9ZM8 134V135H9ZM117 134V133H116ZM170 134V133H169ZM194 134V133H193ZM63 135V134H62ZM140 135V136H141ZM187 135V134H186ZM212 135H214V134H212ZM212 135H210V137L212 136ZM218 135V134H217ZM226 135V134H225ZM4 136V135H3ZM221 136V135H220ZM224 136V135H223ZM258 136V135H257ZM5 137H6V135H5ZM10 136H8L6 139L7 140H9V139H11V138H9ZM12 137V136H11ZM94 137V136H93ZM213 137V136H212ZM216 137V136H215ZM217 137H219V136H217ZM226 137V136H225ZM50 138V137H49ZM64 138V137H63ZM221 138V137H220ZM4 140V142H7V140ZM30 139V138H29ZM45 139V138H44ZM151 139V138H150ZM255 139V138H254ZM159 140V141H158ZM179 139L177 138V141H178ZM208 140V139H207ZM210 140V139H209ZM208 140V141H209ZM219 140V139H218ZM257 140V139H256ZM1 141H3V140H1ZM106 141V140H105ZM104 141V142H105ZM145 141V140H144ZM187 141V140H186ZM9 142V141H8ZM55 142V141H54ZM87 142V141H86ZM91 142V141H90ZM190 142V141H189ZM193 142V141H192ZM252 142V139H250V140H248L247 141V143H246V145L242 148V147H240V148H238V149H236V151H239V150H241V149H244L245 147H247L250 143ZM2 144H3V142H1ZM1 143H0V145H1ZM207 143V142H206ZM209 143V142H208ZM244 143V142H243ZM91 144V143H90ZM93 144V143H92ZM114 144V143H113ZM145 144V143H144ZM161 144V143H160ZM183 144V143H182ZM199 144H197V145H199ZM94 145V144H93ZM197 145H196V147H197ZM207 145V144H206ZM4 146V145H3ZM2 146V147H3ZM51 146V145H50ZM117 146V145H116ZM2 147H0V148H2ZM5 147H6V145H5ZM4 147V148H5ZM96 147V146H95ZM114 147V146H113ZM172 147H173V145H172ZM180 147H182V146H180ZM195 147V146H194ZM196 147L195 148H193L188 154H191V152L192 151H195L196 150ZM199 147V146H198ZM154 148V147H153ZM3 149V148H2ZM49 149V148H48ZM89 149H90V147H89ZM131 149V148H130ZM161 149V148H160ZM199 149V148H198ZM52 150V149H51ZM65 150V149H64ZM177 150V149H176ZM200 150V149H199ZM136 151V150H135ZM158 151V150H157ZM156 151V152H157ZM163 151V150H162ZM197 151V150H196ZM90 152V151H89ZM89 152H87V153H85V155H84V159L83 160H81L82 161V164H81V166L82 167H84V170L85 169H87L90 165H92V164H94L93 162H94V157L92 156L93 154H90ZM174 152V151H173ZM176 152V151H175ZM179 152V151H178ZM235 152V151H234ZM28 153V152H27ZM82 153V152H81ZM159 153H161V152H159ZM194 153V152H193ZM205 153V152H204ZM238 153V152H237ZM80 154V153H79ZM195 154H197L196 152H195ZM234 154V153H233ZM109 155V154H108ZM113 155V154H112ZM190 156V155H189ZM34 158V157H33ZM111 157H109L108 158V160L110 159ZM186 158V157H185ZM189 158V157H188ZM191 158V157H190ZM189 158V159H190ZM43 159V158H42ZM107 159V158H106ZM111 159H113V158H111ZM136 159V158H135ZM187 159V158H186ZM185 159V160H186ZM235 159V158H234ZM107 160V161H108ZM114 160V159H113ZM202 160H204V159H202ZM64 161V160H63ZM106 161V162H107ZM115 161V160H114ZM109 162V161H108ZM110 162H112V160L110 161ZM184 162V161H183ZM186 162V161H185ZM98 163V162H97ZM113 163H115V162H113ZM181 163V162H180ZM206 163V162H205ZM96 164V163H95ZM94 164V165H95ZM184 164V163H183ZM189 164V163H188ZM116 166H121V164L120 163H116L115 164ZM158 165V164H157ZM227 165V164H226ZM228 166H231V164L230 165H228ZM197 167V166H196ZM223 167V166H222ZM226 167V166H225ZM24 169L26 168V167H23ZM194 169V168H193ZM193 169H192V173H193ZM226 169V168H225ZM140 170V169H139ZM196 170V169H195ZM194 170V171H195ZM220 170H222V169H220ZM219 169H218V172L220 171ZM87 171V170H86ZM178 172V171H177ZM214 172H215V170H214ZM221 172V175H222V172H224V168H223V171H220ZM32 173V172H31ZM31 173L29 172V170H25L24 171V178L26 179V181L27 180H29L28 179V177L30 176L31 177ZM85 173V172H84ZM212 173V172H211ZM210 173V174H211ZM216 173V172H215ZM214 174V173H213ZM113 175H115V179L116 180H114V183L113 182H111V183H113V184H109V185H107L105 188H104V191L107 193V194H109V192L119 183V180H120V178L122 179V176H123V172H115ZM216 175H217V173H216ZM117 177V178H116ZM208 177V176H207ZM211 177V176H210ZM214 177V176H213ZM130 178V177H129ZM216 178V177H215ZM214 178V179H215ZM24 179V180H25ZM126 179V178H125ZM205 179V178H204ZM207 179V178H206ZM132 180H134V179H132ZM210 180V179H209ZM209 180H207V181H209ZM213 180V179H212ZM4 181V180H3ZM22 181V180H21ZM25 181V182H26ZM206 181V180H205ZM214 181V180H213ZM213 181H211V183L210 182H207V183H209L210 184V186H211V184L213 183ZM2 182V181H1ZM129 182V181H128ZM135 183V182H134ZM137 183V182H136ZM27 184H28V182H27ZM214 184H215V182H214ZM39 185V184H38ZM129 186H123L122 188H121V192H118L117 194H115V196H114V198H113V202H112V204L114 203H119L118 205H120L121 204V202L123 203V202H130V200H132L134 197H136V196H139V195H142L143 193H145L148 189L150 190V188H152V187H154V185L152 184V183H150V182H143V183H139V184H137V185H130V184H128ZM207 185V184H206ZM213 185V184H212ZM21 186V185H20ZM70 186V184L68 185H65L64 187H63V189L65 190L66 188H68ZM206 187V186H205ZM244 187V186H243ZM30 188V187H29ZM184 188V187H183ZM187 188V187H186ZM186 188H184V189H186ZM202 188V187H201ZM62 189V190H63ZM61 190V192H60V195H59V197H57V199L59 200V201H62L64 198L63 197H65L64 195H63V192L64 191H62ZM152 190V189H151ZM150 190V191H151ZM183 190V189H182ZM236 190V189H235ZM152 192H153V190H152ZM22 193L24 194V197L25 196H27L26 198H24V209H28V207L30 206V204L31 203H33L34 202V200H35V193H33V194H31L30 196H28V195H25L26 194V190H25V188H24V190L19 194V195H22ZM65 193V192H64ZM105 193V194H106ZM183 193H184V191H183ZM249 193V192H248ZM155 194V193H154ZM243 195V194H242ZM149 196H152V194L151 195H149ZM149 196H147V199H148V197ZM224 196V195H223ZM141 197V196H140ZM225 198V197H224ZM103 200V198L102 197H100L99 199H96L93 203H94V206L92 207V208H94L95 209V211L93 212L92 210V212L91 211H88V212H85L81 217H80V220H79V223H77L73 228L71 227L70 229H66V230H57V231H55L54 232V234L51 236V238H49V241H48V239H47V243L45 244L44 242L46 241H44L43 240V243H44V245L42 244V246L38 249V250H35L34 251V253H33V255L32 256H34V257H36L35 259H34V257H32V256H27V257H25V258H23L22 257V259H24V261H22L21 263H19V264H38L37 263V261H39L40 262V260H38V259H43V258H47V257H49L51 254H52V252L56 249V248H59L60 246H62V244H65V243H67V242H65V240H67V241H70V237H71V235L72 234H74V233H79L81 230H79L78 228H79V226L80 225H82L81 223L82 222H85L86 224L87 223H98V222H100V219H99V217H98V214L100 213H97L96 212V210L98 211L99 210V208L98 209H96V207H99L100 205H101V201ZM138 199V198H137ZM136 199V200H137ZM153 199V198H152ZM90 200V199H89ZM144 200H146V199H144ZM142 202V201H141ZM150 202V201H149ZM205 202V201H204ZM209 203V202H208ZM85 204V203H84ZM135 204V203H134ZM88 205V204H87ZM192 205V204H191ZM113 206H117V205H113ZM137 206V205H136ZM90 207V206H89ZM122 207V206H121ZM120 208V207H119ZM129 208H132V207H129ZM136 208V207H135ZM93 209V210H94ZM53 210V208L51 207V206H48L47 207V214H49L51 211ZM55 210V209H54ZM133 210H135L134 209V207H133V209H132V211ZM137 210V209H136ZM128 211V210H127ZM254 211H255V213H254ZM240 212H243V215L245 216V215H249V217H248V219H247V222H246V224H245V226L243 227V228H241L240 229V231H239V233H238V235L242 238V245L238 248V250H237V252H238V254L242 257V259H244V260H251V261H255V259H260L259 261H258V263L257 264H264V259L262 258L261 259V256H262V253L261 254H259L258 256H257V254H258V252H256V249L257 248H260V247H262L263 245H264V193H262L261 195H259V196H257L256 198H254V199H251V201H249L248 200V202L247 201H240V200H238V199H235L234 201H233V203L230 205V206H228V208H226V209H224V210H222L220 213H219V219L220 218H223L224 219V221L225 222H227L228 223V225H229V227H235V225H233L234 223V220L237 218V216H238V214L240 213ZM252 212L254 213V214H252ZM129 214V213H128ZM252 214V215H251ZM101 215V214H100ZM34 216H36V214H35V210L34 209H28V211L27 212H25L24 213V216H21V218L19 219V221H18V223H17V225L16 226H13V228L11 229V232H12V234L13 235H16V234H19V233H23L24 231H28V230H30V223H31V220L34 218ZM117 216V215H116ZM127 216V215H126ZM126 216H124V217H126ZM113 217V216H112ZM187 218V217H186ZM102 219V218H101ZM106 219H107V217H106ZM111 219V218H110ZM117 219V218H116ZM109 221V220H108ZM120 221V220H119ZM124 221H126V220H124ZM197 221H199V220H197ZM200 221H201V218H200ZM105 222V221H104ZM104 222H102V223H104ZM113 222V221H112ZM123 222V221H122ZM192 222V221H191ZM237 222V221H236ZM84 223V224H85ZM198 223V222H197ZM106 224V223H105ZM108 224V223H107ZM115 224V223H114ZM117 224H118V221H117ZM121 224V223H120ZM199 224V223H198ZM205 224V223H204ZM90 225V224H89ZM92 225V224H91ZM91 225H90V227H91ZM93 225H95V224H93ZM123 225V224H122ZM62 226V225H61ZM101 226V225H100ZM118 226V225H117ZM130 226V225H129ZM196 227H198V226H196ZM80 228L82 229V226H80ZM129 228H131V226L129 227ZM133 228V227H132ZM161 228V227H160ZM183 228V227H182ZM192 228V227H191ZM195 228V227H194ZM0 229H1V227H0ZM137 229V228H136ZM204 229V228H203ZM87 230V229H86ZM85 230V231H86ZM97 230V229H96ZM126 230V229H125ZM130 230V229H129ZM134 230V229H133ZM153 230V229H152ZM185 230V229H184ZM192 230H194V229H192ZM104 231V230H103ZM128 231V230H127ZM186 231V230H185ZM200 231V230H199ZM82 232V231H81ZM102 231H100L99 233L100 234H104V233H101ZM105 232V231H104ZM109 232V231H108ZM129 232V231H128ZM131 232V231H130ZM135 232V231H134ZM189 232V231H188ZM197 232H198V230H197ZM24 233H26V232H24ZM98 233V232H97ZM98 233V234H99ZM107 233V232H106ZM105 233V234H106ZM82 234V233H81ZM85 234V233H84ZM87 234V233H86ZM97 234V235H98ZM76 235H79V234H76ZM76 235H74V236H76ZM96 235V234H95ZM97 235H96V238H97V242H98V240H99V238H101V236L99 235L98 237H97ZM153 235V234H152ZM151 235V236H152ZM194 235V234H193ZM80 236V235H79ZM93 236V235H92ZM103 236V235H102ZM189 236V235H188ZM73 237V236H72ZM73 238H75V237H73ZM94 238V237H93ZM96 238H94V239H96ZM149 238V237H148ZM94 239H93V242H94ZM102 239V238H101ZM105 240V239H104ZM189 240V239H188ZM253 240H255V245L254 246H252V247H248L247 246V242H249V243H251V242H253ZM94 242V244L95 243H97V242ZM100 241V240H99ZM131 241V240H130ZM187 241V240H186ZM219 241V240H218ZM61 242H63L62 244H61ZM75 242V241H74ZM92 242V243H93ZM105 242V241H104ZM123 242V241H122ZM175 243L173 244V249H178V248H181V247H183L184 245H185V241H184V239H181V237H179V239H177V240H175L174 241ZM217 242V241H216ZM91 243V244H92ZM99 243V242H98ZM41 244V243H40ZM241 244V243H240ZM60 245V246H59ZM68 245H69V243H68ZM72 245V244H71ZM99 245V244H98ZM97 245V246H98ZM204 245H205V243H204ZM207 245V244H206ZM252 245V244H251ZM89 247V246H88ZM92 247V246H91ZM35 248H37V247H35ZM90 248V247H89ZM209 248V247H208ZM95 249V248H94ZM93 249V250H94ZM170 249H172V248H170ZM203 249V245H202V248H199V251L200 250H202ZM28 250V249H27ZM60 250H62L61 249V247H60ZM65 252H66V256H67V251H68V247H67V249H66V247H65V249H63ZM71 251H72V249H70ZM183 250V249H182ZM258 250V249H257ZM176 251V250H175ZM186 251V250H185ZM259 251V250H258ZM27 252V251H26ZM25 252V253H26ZM29 252V251H28ZM61 252H63V251H61ZM61 252H57L58 254H60ZM69 252V251H68ZM172 252V251H171ZM184 252V251H183ZM24 253V254H25ZM64 253V252H63ZM63 253H62V255H63ZM73 253V252H72ZM71 253V254H72ZM182 253V252H181ZM57 254V255H58ZM173 254V253H172ZM53 255V254H52ZM59 256H61V254L59 255ZM69 256H71L70 255V253H69ZM182 256V255H181ZM180 256V257H181ZM54 257H56V256H54ZM63 257H65V254H64V256ZM151 257V256H150ZM171 257V256H170ZM177 257V256H176ZM33 258V259H32ZM60 259L62 258V256L61 257H59ZM37 259V261H35ZM41 259V260H42ZM57 260V259H56ZM257 261V260H256ZM84 262V261H83ZM8 263V262H7ZM61 263H62V261H61ZM150 263V262H149ZM152 263V262H151ZM249 263V262H248ZM252 263V262H251ZM146 264V263H145ZM253 264H255V263H253Z\"/></svg>", "mask_w": 264, "mask_h": 264}]
</instances>
